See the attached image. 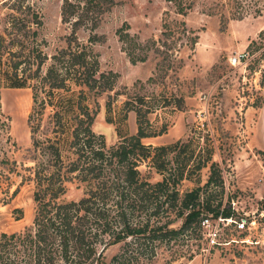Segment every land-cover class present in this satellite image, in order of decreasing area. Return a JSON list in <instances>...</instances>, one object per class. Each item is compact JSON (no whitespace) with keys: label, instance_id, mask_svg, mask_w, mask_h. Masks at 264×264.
<instances>
[{"label":"rangeland","instance_id":"1","mask_svg":"<svg viewBox=\"0 0 264 264\" xmlns=\"http://www.w3.org/2000/svg\"><path fill=\"white\" fill-rule=\"evenodd\" d=\"M2 1L0 32L10 12ZM61 1L25 0L40 15L38 37L47 55L64 43L69 32L60 21ZM183 1L189 7L179 13L167 0H113L76 29L77 38L97 57L99 70L111 71L108 79H113L110 89L88 98L96 109L91 128L107 145L133 133L135 112L126 109L128 99L142 110L149 109L151 129L165 127L143 137V142L159 145L181 139L202 157L213 148L211 159L223 179L222 201L229 200L235 207L233 216L247 227L238 230L235 223L208 219L207 228L216 231L214 243H209L206 228L184 230L176 239L147 243L153 254L136 253L134 258L133 253L124 264H264V0ZM126 26L131 40L122 43L116 30ZM251 38L257 42L246 51L243 45ZM132 42L134 55L144 59L130 60L125 47L130 49ZM239 49L245 55L240 63L230 64L227 57ZM178 96L185 103L182 109L174 102ZM30 104L29 87H0V157L5 152L15 163L7 171L0 162V173L7 174L0 178V231L21 230L32 217L33 182L24 169L31 164L26 159ZM138 168L150 180L159 178L146 162ZM207 174L206 165L192 171L191 177L202 184ZM192 180L182 179L180 188L190 187ZM83 190L81 183L66 182L60 199H77ZM122 244L99 243L100 259L108 263Z\"/></svg>","mask_w":264,"mask_h":264},{"label":"trees","instance_id":"2","mask_svg":"<svg viewBox=\"0 0 264 264\" xmlns=\"http://www.w3.org/2000/svg\"><path fill=\"white\" fill-rule=\"evenodd\" d=\"M167 1L179 13L189 7L183 0ZM2 3L10 12L0 32V87L30 89L26 159L31 164L24 169L33 182V208L30 223L21 230L0 231V264H124L133 253L135 258L136 253L152 252L147 243L176 239L184 230L198 231L203 217L230 218L233 223L235 207L229 200L222 201L223 179L211 159L213 148L202 157L181 139L159 145L143 142V137L161 133L165 127L151 129L149 109L142 110L128 99L124 100L126 109L135 112L133 133L122 134L107 145L92 130L96 109L88 98L110 89L113 79H108L111 71L99 70L97 57L77 38L76 29L90 21L93 13L109 8L113 0H62L60 21L69 32L49 55L38 37V11L25 0ZM95 24L94 17L92 26ZM126 28L116 30L122 43L131 40ZM261 33L262 29L257 35ZM256 42L251 38L245 50ZM128 47L125 50L131 61L144 59V55H134V42ZM261 82L264 87V72ZM174 100L176 107H184L182 96ZM163 102L161 105L167 104ZM0 162L7 171L15 168L5 152ZM142 162L159 178L150 180L138 168ZM206 165L204 182L192 180L191 172ZM6 176L0 173V178ZM184 178L193 185L181 189ZM73 181L83 185V194L77 199H60L66 182ZM118 241L123 242L120 252L104 263L97 245Z\"/></svg>","mask_w":264,"mask_h":264},{"label":"built area","instance_id":"3","mask_svg":"<svg viewBox=\"0 0 264 264\" xmlns=\"http://www.w3.org/2000/svg\"><path fill=\"white\" fill-rule=\"evenodd\" d=\"M244 55H245L244 51H235V53H233L232 55L227 57V60H228V62L230 64H237V63H240V61H241V59L243 58ZM208 219H210V218L203 217L201 219V221H200V225H201V227L207 229L206 233H207V236L209 237V243L212 244V243H214V237L216 235V231H215L214 228H212V229H208L207 228ZM217 220H219L222 223V222H225V221L230 222L231 219L230 218H225V220L223 221L222 218L218 217ZM216 223H218V221ZM233 223H235L236 229H238V230H241V229H244V228L247 227V226H245V221L243 219H241V218L233 220ZM227 240H229V239H226V241Z\"/></svg>","mask_w":264,"mask_h":264},{"label":"crops","instance_id":"4","mask_svg":"<svg viewBox=\"0 0 264 264\" xmlns=\"http://www.w3.org/2000/svg\"><path fill=\"white\" fill-rule=\"evenodd\" d=\"M246 44H247V42L243 46H245ZM239 51H240V49H239Z\"/></svg>","mask_w":264,"mask_h":264}]
</instances>
